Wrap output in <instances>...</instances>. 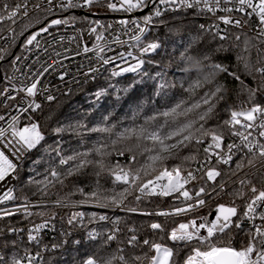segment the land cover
<instances>
[{"label":"snow or ice","instance_id":"obj_1","mask_svg":"<svg viewBox=\"0 0 264 264\" xmlns=\"http://www.w3.org/2000/svg\"><path fill=\"white\" fill-rule=\"evenodd\" d=\"M100 7L125 14L146 13L142 18L133 19L129 16L118 21L120 31L125 34L131 32L130 39L136 42L135 47H138L139 55L128 51L120 52L116 56H106L104 53L111 50L110 45L104 33L98 29L103 28L107 32L113 29V25H103L98 20L91 21L87 16L81 18L63 15L74 9H87L92 12L94 8ZM186 10L193 14L212 16H216L217 12L224 13L216 16L219 23L213 21L209 26L200 24L199 33L183 46L184 50L179 54L180 61L186 65L182 71L197 74L184 89L188 94L187 99L181 100L158 115L149 117L143 125L126 127L122 131L115 130L116 126L109 123L108 115L103 116L99 124L92 126L83 118L58 123L56 127L51 128V135L59 139L55 140L54 144H47L48 133L36 118V114L42 112L43 105L36 98L40 96L48 103L57 99L51 89L42 83L45 74L56 73L58 67H63V60L68 58L56 50L65 39L63 35L57 39L56 30L75 26L78 21H84L89 24V33L95 34L97 43L92 48L85 45L82 49L85 54L94 52V59L88 58L87 66L84 64L78 66L77 76L72 78L73 83H81L79 75L85 77L83 81L85 83L88 80H96L103 73H109V81L125 73H136L140 76L139 80H134L122 89L116 88L112 83H109L108 87L99 88L94 93L95 101L99 102L111 94L110 88L117 93H128L137 84L142 83L145 77L152 79L144 68L145 64L167 67L154 59H144L149 53L158 55V50L162 47L161 42L153 40L141 43V38L146 39V34L156 24H163L166 13ZM234 12L242 14V17L236 18L231 15ZM253 16L257 18L255 34L249 36L243 33V40L241 35L231 36L227 29L220 28L222 23L244 29ZM17 25L20 26L19 32L16 31ZM30 29L35 30L29 31ZM5 30L9 35L0 36V39H5L7 45L0 47V61L11 54L10 49L20 36L25 37L22 44L24 52L38 51L48 59L53 56L56 59H53L52 63H47L46 60L42 61L38 54L36 63L39 64V69L33 71L29 66V71L22 73L23 78L18 84L13 82L14 77H4L10 88L0 89V97H3L0 103L7 110L15 107L16 114L8 115L7 118L6 115L0 114L2 122L0 220L17 214H23L26 218L33 215L46 217L48 215L46 209L49 207L66 208L88 204L118 212L168 218L189 214L205 207L206 198H222L227 195L232 197L230 204L218 203L213 218L209 219L212 215L209 212L208 216L193 217L167 232V240L171 245L156 242L151 238L141 240L132 229L127 240L120 241L121 246L115 252L107 256L93 254L82 264H180L179 257L185 249L189 250V254L183 264H264V187L258 188L253 182V178H258L264 183V47H261L264 45V0H13L11 4L7 0H0V33ZM25 33L28 34L25 36ZM209 34L213 41L234 42L228 47L220 43L199 58L191 55V50L200 45ZM113 35L115 39L112 43L118 45L127 43L122 41L117 33ZM252 49L257 53L254 63L251 60ZM232 50H236V62L242 66L243 73L232 71L228 65L214 59L217 54ZM76 55H80V52L78 51ZM129 57L135 63H130ZM22 59L27 57L17 55L11 61L16 72L21 71L16 65ZM117 61H121L124 66L116 63ZM108 65L115 66L109 69ZM67 75L66 71L61 73L60 80L64 81ZM221 75L231 77L239 84L238 102L235 106L225 109L228 118L222 121L217 119L218 108L221 103L227 102L229 88L219 79ZM156 77L162 80L159 85L160 91L175 86L163 79L162 71H157ZM243 77H250L253 83L251 85L246 83ZM70 92L71 88H68L65 94ZM240 96L245 98L239 99ZM158 117L163 118L162 123L157 122ZM213 119H217V122L210 124ZM46 120L51 121L52 115L49 114ZM152 124H155V127L150 128L149 125ZM65 134L81 138L85 135L99 134L106 137L110 143L98 141L91 149L65 154L60 146V140ZM228 137L233 139L226 143ZM129 140L136 141L134 147L116 148V145ZM205 144L202 149L205 159L201 161L200 147ZM185 150H189L187 154ZM36 152L42 154L32 160V166L43 163L44 156H48L49 160L42 179H37L36 176L41 174L36 173V176L27 181L35 187V194L41 198L32 204L27 196L21 198L15 194L16 187L11 182L19 180L24 162ZM125 153H129V156L124 163L110 159L113 154L123 157ZM192 162L198 164L194 170L190 167ZM220 165L228 168V173L225 174L236 177L231 181L236 187L231 190L227 181L217 183V178L222 176ZM88 168L93 170L96 177V183L91 191L77 189L81 199L75 201L71 199L73 193L48 201L52 189L63 188L67 180ZM198 172L201 180L212 182V185L210 190L201 185L193 194L186 186L197 180ZM102 178L110 181V188L100 183ZM174 194L178 195L174 197L173 206L167 210L147 212L139 208L143 201L151 197H173ZM18 200L22 202L16 203ZM237 200L242 201V204L238 205ZM175 201H179V205H176ZM35 208L40 210L34 212ZM54 218L55 214L49 217ZM84 219V212H75L67 222L69 225L82 224ZM94 221L108 222L112 227L104 232L92 229L87 233L90 240L96 241L102 237V246L118 241L121 233L119 216L113 219L107 214L93 213L88 217V222ZM245 223L248 224L247 229L244 228ZM47 226L48 219L43 223L34 224L27 230V240L39 243V234ZM149 227L154 234L165 233V227L160 222H152ZM234 230L244 232L246 236V240L241 241L239 248L231 243ZM25 231L26 229L14 226L0 227V239L4 240L2 248L5 250L9 248L8 233L15 236ZM224 237L229 238V243L222 242ZM163 239L161 236V240ZM10 243L13 249L17 247L16 239H12ZM74 243L79 244L80 241ZM52 247L55 248L57 245ZM125 247L132 250L130 254H125ZM39 255V252L29 253L26 249L24 255L8 256L0 253V264H25V261L27 264H34Z\"/></svg>","mask_w":264,"mask_h":264},{"label":"trees","instance_id":"obj_2","mask_svg":"<svg viewBox=\"0 0 264 264\" xmlns=\"http://www.w3.org/2000/svg\"><path fill=\"white\" fill-rule=\"evenodd\" d=\"M13 0H7L8 3H12ZM105 16L107 15H116V12H111L106 10ZM163 24H156L150 32L146 35L145 42L159 40L162 44L161 49L157 53H149L144 59H154L160 62V65L167 67H158L155 64H145L144 68L148 71L149 75L152 76V79L145 77L143 82L137 84L136 87L130 90L128 93L120 92L117 93L113 89H109L110 95L106 98H102L99 102L95 101L94 93L102 87H108L109 83L115 84L116 88L122 89L131 84L134 80H139L140 76L136 73H125L121 77L112 78L109 81V73H105L103 76L92 80L87 84L76 87L71 90L69 94H62L57 97V99L51 103L45 102L43 104L42 112L36 114V118L44 125L46 132L48 133L47 144H54V141L59 139V137H53L51 135V128L56 127L58 123H68L69 121H74L76 119L83 118L86 123H89V126L99 124L102 121L103 116L108 115L110 117L109 123L115 125L116 131H122L126 127L143 125L145 120L151 116L158 115V113L167 110L168 108L174 106L176 103L181 100L188 98V94L184 91L188 87L189 82L192 79L196 78V73H185L182 71L186 65L180 61L179 54L184 50L183 46H186L191 38L199 33V25L202 20L198 14H193L192 12H177L170 15H165ZM30 29L29 31H33ZM17 32L20 31V26L16 29ZM86 32V31H85ZM229 34L231 36L241 35L243 40V33H247L249 36L253 34L250 32L243 31L241 29H230ZM28 33H25V36ZM24 36L17 38L14 46L11 47V54L6 57L5 60L0 61V89L7 82L4 79L5 76L9 77V74L12 70L11 61L15 56L19 55L22 52V44L24 41ZM234 41L221 42L213 41L210 34L206 35L203 42L194 47L191 50V55L200 57L204 52L209 49L217 47L220 43H224L225 47H228L229 44ZM261 47H264L262 45ZM236 50L229 52H221L217 54L214 59L218 62H223L228 65L230 70L239 71L243 73L242 66L238 65L236 62ZM257 58V53L255 49L251 50V60L254 63ZM163 72V79L166 80L170 85H175L174 87H166L162 91L159 90V85L162 82L161 78L156 77V72ZM245 82L252 84L250 77H243ZM222 82H225L229 88L228 99L226 103H221L218 108V117L217 119L222 121L223 119L228 118V114L225 112V109L229 106H235L238 102L237 92L239 89V84L231 77L226 75H221L219 78ZM119 81V83H117ZM183 85V87H181ZM159 91V95L157 92ZM201 92L203 90H200ZM131 97V99H130ZM244 96H240L239 99H244ZM51 114L52 120L47 121L46 117ZM217 119L211 120L210 124H215ZM158 123L163 122V118L158 117ZM150 128L155 127V124L149 125ZM227 135V133H226ZM113 139L115 137H112ZM229 138V137H228ZM98 141H106V137H102L99 134L85 135L83 138L65 134L64 138L60 140V146L63 148L65 154H72L73 152H83L85 150L91 149L97 144ZM136 141L129 140L121 144L116 145L117 149L124 147H134ZM200 147L199 158L201 161L205 159V154L203 153V147ZM189 150H185L187 154ZM41 152L34 153L31 158L27 159L24 162L23 168L20 172V178L16 184V195L23 198L27 196L28 199H37L40 198L36 193V189L33 185L27 183L28 179L32 176H36V173H40V176H36L37 179L43 178V173L48 167V156H44V162L32 166V160H35L37 157L41 156ZM54 155V154H53ZM129 153H125V156L119 157L113 154L110 158L112 160H120L121 163H124L128 160ZM174 163V162H170ZM198 164L192 162L190 167L194 170ZM222 176L217 178V183L220 181H227L228 179L236 177H230L228 173V168L226 166H219ZM243 175V174H241ZM253 182L256 186L264 187L258 178H253ZM96 183V177L93 175V170L91 168L86 169L83 173L70 178L65 182V186L59 190L54 188L51 190L49 198H58V196H65L66 194L73 193L71 199H81L77 189L83 188L85 191H91ZM100 183L103 184L106 188L111 187L110 181H107L106 178H102ZM201 185H204L210 190L212 182H205V180L199 179L194 189H197ZM236 187L230 183L229 190ZM232 197L224 195L222 198H219L217 201L213 202L206 209L201 211H196L194 213L184 215V216H174V217H155V216H145L138 213L133 214H118L117 216L121 218V233L119 235L118 241L112 242L111 245L102 246V237L98 238L96 241H92L88 238L87 233L78 229V224L73 223L72 225L68 224L69 217L77 212L76 210L68 209H46L48 215L52 216L55 214V217L60 221L58 236L55 240L57 247L50 248L44 255V258L41 261V264H82V262L92 256L93 254L97 256H107L115 252L118 247L121 246L120 241H126L128 236L131 234L130 230L134 229L135 234L140 237L141 240L144 238L154 239L156 242L165 243L171 245V242L167 240V232H170L173 228L178 227L179 223L187 222L193 217H202L208 216L209 212H212L215 206L218 203L230 204ZM177 201H175L176 203ZM236 203L242 204V201L237 200ZM174 204L173 197H151L149 200L143 201L140 205V209H160L169 207ZM36 212V211H34ZM93 213L97 214H106L105 212H94L91 210H86L85 219L83 220L84 225L88 224V217ZM110 216V214L107 213ZM41 218L40 216L33 215L30 218H26L23 214H17L13 217L0 220V227L7 226H22L32 220ZM210 219V216H209ZM152 222H160L165 227V233H153L149 225ZM94 228L98 232H104L108 228H111L112 225L104 221H94L92 222ZM77 227V234H74L70 229ZM244 228L247 229L244 224ZM69 233L70 235H65ZM161 236L164 237L161 240ZM7 239L9 242V248L7 250L2 248L4 240L0 239V253L6 254L8 256L12 255H24L26 250H36L39 247L32 244L27 240L26 231L23 233H17L13 236L12 233L7 234ZM17 240V247L15 249L11 246V240ZM246 240L244 232H236L234 230L233 238L231 243L239 248L241 246V241ZM67 241V243H64ZM74 241H80L79 244L74 243ZM223 243H229V238L224 237ZM131 249L125 247V254L128 255L131 253ZM147 251V249H145ZM189 254V250L185 249L181 252L179 260L180 264H183L185 257ZM151 255V253H149Z\"/></svg>","mask_w":264,"mask_h":264},{"label":"built area","instance_id":"obj_3","mask_svg":"<svg viewBox=\"0 0 264 264\" xmlns=\"http://www.w3.org/2000/svg\"><path fill=\"white\" fill-rule=\"evenodd\" d=\"M74 10H76L80 14L86 15L88 17H96L98 19V21L100 22V24H103V25L111 24L114 26L113 29H110L107 32H105L103 28L98 29L99 32L104 33V35L108 39V43L110 45L111 50H108L104 53L106 56H116L120 52L126 53L128 51L133 52L134 55H139V49H138V47H135L136 42L132 41L130 39L131 32L125 34L123 31H120V25L118 24V21L121 19H127V18H129V16L133 19L142 18V15L146 14V13L140 14L139 12H135L132 14H125L122 12H116V15L105 16L103 14H105L107 9H105L103 7L94 8L92 12H89L87 9H74ZM71 11H73V10H71ZM185 12H190V11L186 10ZM175 13H177V12H175ZM58 14H60V13H57V15ZM170 14H174V13H172V12L166 13V15H170ZM218 15H224V13L217 12L216 16H218ZM231 15L235 16L236 18L242 17V14L235 13V12L232 13ZM198 16L202 20L201 24H204L206 26H209L213 23V21H216V16H212L211 14H198ZM243 18L247 19V17H243ZM216 23H219V21H216ZM256 24H257V18L255 16H253L248 21V26L244 29H241V30L246 31V32H250L254 35L255 34L254 30L256 28ZM15 27L17 29L19 27V25L15 26ZM129 27H131V26H129ZM220 28L221 29H227L228 31L230 29H239V28H234L231 26L223 25L222 23L220 24ZM213 31H215V29H213ZM113 33H117L119 35L120 39L122 41H126L127 43H124L123 45H118V44L112 43V40L115 39V36L113 35ZM56 34H57V39L59 38L60 35H63L65 37L62 44H60L56 47V50L61 52L62 55H66L68 58L63 60V67H58L56 73L45 74V76L42 78V83L51 89L52 94H54L56 97H59L62 94H65V92L68 88H71V90H72L73 88L81 87V86L87 84L88 82L92 81V80H88V82L85 83V82H83L85 80V77L83 75H79L78 78L81 81V83L76 84V83L72 82V78H73V76H77V68L80 64H84L85 66H87L88 58L91 57L94 59V52H89V53L85 54L82 52L83 47L85 45H87L89 48H92L93 45H95L97 43V41L95 39V34H90L88 30H84L83 28H81L79 25H76V24H75V26L61 27L60 29L56 30ZM8 35H9V33L6 30L3 33H0V36L7 37ZM101 43H103V42H101ZM141 43H146L145 37L141 38ZM2 46H7L5 39H0V47H2ZM78 51L80 52V55H76V53ZM38 54H40L38 51L28 53V52H24L22 50V52L19 55L26 56L27 59H22L19 63H17L16 68H19L21 71L16 72L12 67V70L9 74V77H14V80H13L14 83L18 84L20 82V79L23 78L22 73H27L29 71V66H31L33 71L39 69V64L36 63V59H37ZM40 59L42 61L46 60L47 63H52V60L56 59V57L53 56L51 59H48L46 56L40 54ZM128 60L130 63H135V61H133L130 57L128 58ZM116 63H120L122 66H124L121 61H117ZM114 66L115 65H108L107 67L109 69H111ZM65 71L68 73V75L65 77L64 81H61L59 78V75ZM104 74L105 73H103L101 76H103ZM4 87L10 88V84L8 81L2 86L1 89H3ZM13 95H15V93H13ZM36 99L38 101H40L42 103V105L46 102L40 96H37ZM2 100H3V97H0V101H2ZM13 105H15V102H13ZM0 114L6 115V118L8 115L16 114L15 107H13L11 110H7V109H5L3 104L0 103ZM0 123H2V122H0ZM232 139H233L232 137H229L226 140V143L231 142ZM220 166H223V165H220ZM199 177H200V173L198 172L197 173V180L189 183L186 186L190 190V192H193V194L195 191L194 187L200 179ZM233 179L234 178L227 180V182L229 183V187H230V183ZM11 184L15 185V187H16L17 181H12ZM0 194H2V190H0ZM175 195H178V194H174V197H175ZM40 199L41 198L28 199V200L32 204H35ZM55 199L56 198H48V201L50 202L51 200H55ZM206 199H207L206 206L201 208V209H198L196 211H201V210L206 209L209 205H211L213 202L217 201L219 198L212 197V198H206ZM72 200L75 201L78 199H72ZM21 202H22L21 200L16 201V203H21ZM179 203L180 202L177 201L175 204L179 205ZM11 206L12 205L10 203L9 207H11ZM171 206H173V205H171ZM169 207L160 208V209H153V210H147V209H141V210L147 211V212H155L158 210H167V209H169ZM48 209H52V210L68 209V210H76L77 212H84V213L86 212V210H91L94 212H103V213L105 212L106 214L108 213V214H110V217H114L118 214L124 213V212L114 211L111 209H101L94 204H88V205H82V206L73 205V206H69L66 208L49 207ZM39 210H40L39 208L33 209V211H39ZM192 213H194V212H192ZM125 214H133V213H125ZM189 214H191V213H189ZM184 215H188V214H182L180 216H184ZM145 216L160 217V216H156V215H145ZM49 217H51V216L41 217V218L32 220V221H30V222H28L22 226H16L17 228L26 229V233H27V230H30L34 224L43 223L45 219H48V226L46 228L42 229L41 233L39 234V243L31 242L32 244L38 246L39 248L36 250H27L29 253H36V252L40 253L39 257L34 262V264H41V261L44 258L45 253L50 248H52L53 245H56L55 240L57 239V236H58L60 221L58 220L57 217H55L54 219H49ZM245 225L248 228V224L245 223ZM78 229L79 230L81 229L82 231H85V232H89L95 228H94V225L92 223H88V224L84 225V222H82V224H78ZM70 231L74 234H77V227L70 229ZM26 263L27 262L25 261V264Z\"/></svg>","mask_w":264,"mask_h":264},{"label":"rangeland","instance_id":"obj_4","mask_svg":"<svg viewBox=\"0 0 264 264\" xmlns=\"http://www.w3.org/2000/svg\"><path fill=\"white\" fill-rule=\"evenodd\" d=\"M58 15H60V14H58ZM64 16H69V15H75L76 17H85L86 15H82V14H80L78 11H76V10H73V11H71V12H68V13H64L63 14ZM88 17V16H87ZM88 19L89 20H91V21H96V20H98L96 17H88ZM76 25H79L81 28H83L84 30H88V28H89V24L87 23V22H84V21H78L77 23H76ZM198 222H199V220H198Z\"/></svg>","mask_w":264,"mask_h":264},{"label":"water","instance_id":"obj_5","mask_svg":"<svg viewBox=\"0 0 264 264\" xmlns=\"http://www.w3.org/2000/svg\"><path fill=\"white\" fill-rule=\"evenodd\" d=\"M140 14H141V12H139ZM215 209V208H214ZM214 209H213V211L211 212L212 213V215L210 216V219L211 218H213L214 216H215V212H214ZM27 264V263H26Z\"/></svg>","mask_w":264,"mask_h":264}]
</instances>
